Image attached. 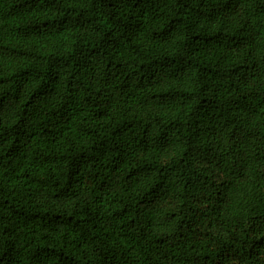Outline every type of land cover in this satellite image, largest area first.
<instances>
[{"label":"clouds","instance_id":"clouds-1","mask_svg":"<svg viewBox=\"0 0 264 264\" xmlns=\"http://www.w3.org/2000/svg\"><path fill=\"white\" fill-rule=\"evenodd\" d=\"M0 264H264V0H0Z\"/></svg>","mask_w":264,"mask_h":264}]
</instances>
